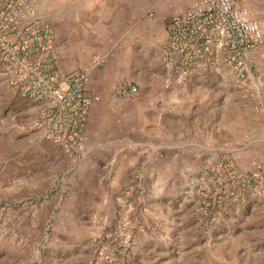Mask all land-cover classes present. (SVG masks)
Returning <instances> with one entry per match:
<instances>
[{
    "label": "rangeland",
    "instance_id": "1",
    "mask_svg": "<svg viewBox=\"0 0 264 264\" xmlns=\"http://www.w3.org/2000/svg\"><path fill=\"white\" fill-rule=\"evenodd\" d=\"M191 1L0 0V264H264V160L234 157L264 126L260 100L223 64L163 67L169 19ZM237 6L264 34V0ZM248 71L264 83V42ZM162 97L185 102L163 112ZM154 132L181 150L143 151L123 174L124 142L147 149Z\"/></svg>",
    "mask_w": 264,
    "mask_h": 264
},
{
    "label": "built area",
    "instance_id": "2",
    "mask_svg": "<svg viewBox=\"0 0 264 264\" xmlns=\"http://www.w3.org/2000/svg\"><path fill=\"white\" fill-rule=\"evenodd\" d=\"M236 1L195 0L185 12L170 18L168 40L162 56L167 73L182 77L199 62L212 65L221 63L233 72L238 84L248 82V55L252 49L262 45L264 34L260 23L252 19L246 9L238 7ZM104 58L102 54L94 56L90 68L81 75V81ZM130 91H136V87ZM59 97L62 98V95L59 94ZM86 112L83 110L75 123L77 130L72 134L74 139L84 125ZM54 133L52 129L46 131L49 138L60 140V136ZM262 180L263 176L257 174L250 182V187L257 194L262 192Z\"/></svg>",
    "mask_w": 264,
    "mask_h": 264
},
{
    "label": "crops",
    "instance_id": "3",
    "mask_svg": "<svg viewBox=\"0 0 264 264\" xmlns=\"http://www.w3.org/2000/svg\"><path fill=\"white\" fill-rule=\"evenodd\" d=\"M195 0H192L188 6L194 2ZM240 5V0L236 1V5ZM188 6H186V8L178 13H183L185 12V10L188 8ZM178 13H174V14H178ZM172 14L171 17L174 15ZM170 17V18H171ZM170 20V19H169ZM168 35H169V31H168V24H167V36H166V41H165V48H166V44H167V40H168ZM256 49H258V47L252 49L249 52V55H251L252 52H254ZM165 51V49H164ZM114 53V48L111 47L108 50H106L105 55L107 57L112 56ZM164 54V52H163ZM248 55V56H249ZM221 64V63H220ZM218 65H212V64H208L207 62H199L198 64H196L195 66L189 68L185 73H187L189 70H195V69H199V71H203V70H207V69H212L214 67L219 66ZM190 72V71H189ZM105 72L103 71H97L94 70L92 72V76H91V80L88 84V87L93 89L94 91L97 90V88L101 85H103L104 83L107 82V76L104 74ZM172 75V74H171ZM176 76V75H175ZM237 82V81H236ZM239 86L241 87H248L249 90H254L255 93H252V95L254 94L256 96L257 99L260 100L261 102V115L259 116V119L261 121H264V83H259L256 84L255 80H254V76L250 75V71H248V82H246L245 84H239ZM133 95L131 92H128L126 94L125 97ZM153 101L155 99H152ZM160 100H162V102L160 103L161 106H163V112L166 111L167 106H170L172 110H177L179 105H183L185 101H180L178 99L176 100H167L166 97H162ZM154 103V102H153ZM168 103V104H167ZM154 105H156V103H154ZM155 107V106H154ZM182 109H180L181 111ZM162 116V114H160ZM264 123V122H261ZM261 126V129L259 128L258 130H253V131H247V135L245 136L244 140L242 141V143H244V145H242L241 147H238V151L235 152V158L239 164V166L243 169H249L248 165H250V160L253 158H259L264 160V126ZM88 127V125H87ZM255 133L259 134L258 136H255ZM150 138L147 142H145L147 149H141L140 145L141 143H139L138 141L132 140V139H127V141L124 142L123 147H122V158L124 160V163H122L121 165V169L124 172L123 174H131L133 175L134 171L137 170L140 158H141V153H143V151H148L149 152V158H152L155 154H158L156 152H158L159 149H164V153H160L161 156L162 155H169V153L174 149V150H181V146L182 143L181 141H177L175 142V140L171 139L170 137L167 136H162L159 133H153L152 135H150ZM184 142H198L197 139H193V140H187ZM156 143H159L158 145ZM167 149V150H166ZM151 150V151H150ZM242 150V151H240ZM160 165V162H157V166ZM170 166V163H169ZM163 167H166V165H163Z\"/></svg>",
    "mask_w": 264,
    "mask_h": 264
}]
</instances>
